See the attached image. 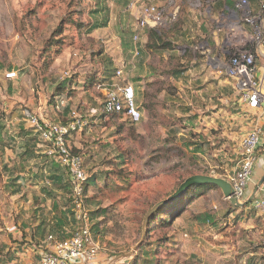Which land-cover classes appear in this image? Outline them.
<instances>
[{
  "label": "rangeland",
  "instance_id": "rangeland-1",
  "mask_svg": "<svg viewBox=\"0 0 264 264\" xmlns=\"http://www.w3.org/2000/svg\"><path fill=\"white\" fill-rule=\"evenodd\" d=\"M129 1L0 0V147L29 138L19 137L31 129L24 112L39 117L29 102L40 96L51 100L62 86L75 88L70 89L72 96L80 95L78 86L84 88L96 109L102 110L104 93L96 81L102 66L111 61L124 71L120 69L123 64L138 63L139 57L132 53L137 21L130 15ZM97 23L106 25L87 34ZM60 28L62 34L57 35ZM173 29L164 32L165 36ZM229 57L217 65L224 66ZM13 72L17 77L8 79ZM225 78L226 102H211V118L205 122L198 121L200 114L186 112L192 106L170 103L169 95L177 94L167 84L163 87L167 94H151L156 108L149 110L147 120L134 126L125 117L102 115L98 126L95 117H84L92 127L90 136L82 137L86 152L79 151L89 175L86 208L94 215L92 234L105 263L134 250L141 242L147 212L186 179L194 175L233 177L241 142L260 121V113L247 109ZM79 105L76 101L73 108L82 114ZM34 170L33 179L45 181L40 168ZM1 174L0 165V264H40L48 251V237L61 234L55 218L59 212L52 201L62 208L68 205V197L65 191L61 195L53 191L50 178L33 185L22 182L23 176L7 185L20 193L4 196ZM40 191L47 198L34 200L32 195ZM203 192L177 217L166 223L158 217L140 247L146 248L127 259L129 264H264V252L255 248L264 241V218L252 203L237 209L219 189ZM80 226L72 220L65 233L70 235ZM10 230H17V235Z\"/></svg>",
  "mask_w": 264,
  "mask_h": 264
},
{
  "label": "crops",
  "instance_id": "crops-1",
  "mask_svg": "<svg viewBox=\"0 0 264 264\" xmlns=\"http://www.w3.org/2000/svg\"><path fill=\"white\" fill-rule=\"evenodd\" d=\"M133 1H137V8L145 4H154L160 8H165L168 12L179 13L177 27H174L166 37L162 36L165 42L171 41L172 47L165 48L162 47L163 42L152 41L151 30H147L140 45L141 52L137 65L128 62L120 68L126 74H123L121 79H117L122 83H130L134 87L136 101L142 113L141 122L143 119L147 120L149 110L156 108L152 101L155 97L151 96V94H167V91L163 88L167 85L171 87L173 93L177 94V96L169 95L170 103L183 102L187 107L192 106L190 110H186L187 113L200 114L198 121L202 120L205 122L209 120L211 118V102L218 101L219 105H221V101L222 103L226 102L224 94L227 80L225 78L226 73L223 66L217 64L225 61L226 56L229 55L230 48L225 50L226 47H232L234 41H243L241 38L235 40L232 33L234 23L237 22L234 12L235 0H130L129 3ZM253 5L255 6V4ZM131 12L133 14L130 15L135 17L138 10ZM242 29L248 34L251 33V28L248 26L242 25ZM159 34L161 35V33ZM213 61L216 62L213 63ZM263 61V58H259L258 64L260 67ZM15 70H18V68H15ZM102 72L100 70L98 77L102 76ZM117 79L109 84L118 85ZM159 88H163L161 93ZM70 89L75 88L62 86L51 100L40 96L38 101H30L32 112L38 113L39 118L42 120L66 124L70 120L72 112H76L73 104L77 101L80 104L79 108L83 112L80 115L87 117V119L95 117L96 120L93 122L98 126L99 117L103 114L101 109H96L95 100L89 98L87 92L80 86L76 88L80 93L78 96H72ZM102 92L105 93V90L102 89ZM79 97L82 98L81 101L78 99ZM218 113H221L220 108ZM29 125L31 129L26 128L28 132L19 136L21 139L29 137L24 142L19 144L7 143L0 147L2 155L0 159L1 182L6 185L2 190V195L7 197L8 195L15 196L20 193L15 187H7L13 180H20L23 176L22 182L41 185V183L46 182L50 178L53 163H57L54 157L49 156L48 146L44 143L40 134L36 132L30 123ZM91 133L92 127L80 133L72 134L69 139L70 148L78 152H86L87 149L84 147L85 142H82V137L88 138ZM12 137L14 139L18 138V136ZM31 139L35 140L31 142ZM9 148L11 153H6ZM27 151L29 153L26 154ZM11 166L14 167L13 170H11ZM35 167L40 168L39 173L45 181L37 177L33 179ZM18 169L26 173H18ZM47 185L50 186L49 183ZM44 189H47L46 186L42 188L43 192ZM53 191L60 195L63 193V191ZM40 193L41 191L39 194L34 193L32 195L33 199L43 201L47 198L46 194L41 195L42 193ZM48 193L50 192L48 191ZM247 193L248 199L255 193V199L264 198V152L259 155L256 162ZM52 205L53 209L56 210V206L59 204L56 200H53ZM58 207L59 209L56 210L59 212L57 216L66 209L65 207ZM9 233L17 235V230H10ZM50 247L49 244L47 250ZM128 261L126 260L122 264H129L130 262ZM98 262L101 264L104 263V260H99Z\"/></svg>",
  "mask_w": 264,
  "mask_h": 264
},
{
  "label": "built area",
  "instance_id": "built-area-1",
  "mask_svg": "<svg viewBox=\"0 0 264 264\" xmlns=\"http://www.w3.org/2000/svg\"><path fill=\"white\" fill-rule=\"evenodd\" d=\"M204 8L207 9L205 6ZM128 9L138 10L135 16L137 23L132 36L133 53L136 58L140 56V45L147 30L158 32L168 30L179 19L178 12H168L165 8L154 4H145L137 8V1H133ZM234 12L237 22L234 23L232 33L235 40L241 38L243 41H234L232 46L234 51H230V57L223 69L240 102L250 111L260 113V121L256 122L241 142L238 167L229 180L234 189L233 197L244 203L248 200L247 189L252 180L254 167L259 155L264 152V61L261 67L258 64L259 58L264 60V0H255L254 3L250 0H235ZM242 25L250 27L251 33L248 34L242 29ZM69 76L70 74L67 73L66 77ZM116 76L121 79L123 71L118 70ZM16 77V72L7 75L8 79ZM99 88L105 90L103 115L110 117L123 114L134 124L141 122L142 113L137 106L135 89L130 83L124 82L121 85L114 84L111 87ZM24 115L27 122L47 144L49 156L54 157L67 170L70 177L73 211L76 220L81 224L69 238L59 239L50 235L47 242L51 247L40 264H100L98 261L101 260L102 249L92 234V220L86 208L89 175L85 168L84 157L72 153L68 140V136L90 128V122L77 112H72L66 124L42 120L29 110H26ZM252 207L264 218V198H254ZM255 248L261 253L264 252V243ZM124 261L116 264H122Z\"/></svg>",
  "mask_w": 264,
  "mask_h": 264
},
{
  "label": "trees",
  "instance_id": "trees-1",
  "mask_svg": "<svg viewBox=\"0 0 264 264\" xmlns=\"http://www.w3.org/2000/svg\"><path fill=\"white\" fill-rule=\"evenodd\" d=\"M252 3L255 2V0H250ZM130 4V3H129ZM129 6V5H128ZM96 13V12H95ZM94 13V14H95ZM178 24V22L174 25V27H177L176 25ZM106 24H93L92 26H90L88 28V30L86 31L87 34H91L93 30L101 28V27H105ZM171 29V28H170ZM169 30V29H168ZM167 30H163V31H156V30H151L150 31V36L152 38V41H161L163 42L162 47L165 48H170L172 46H166V43L163 39V37H166L164 32H166ZM161 33V35L159 34ZM62 34V28H60L57 32V35H61ZM169 43H171V41H169ZM105 63V62H104ZM102 76L98 77V74L96 75V81L97 83L101 84L102 86L105 84H109L111 81H114L117 79V67L115 66V64H113V62H109L107 64H104L102 66ZM118 84H122V82L120 80L117 79ZM104 117H106L105 115H103ZM110 117H115L118 119H121L124 117L123 114H119V115H112ZM126 122L131 124L132 126L136 125L133 122H131L130 120L126 119ZM68 123V122H67ZM75 134V133H74ZM71 136V135H70ZM70 136H68V140L70 139ZM45 143V142H44ZM46 144V143H45ZM47 145V144H46ZM72 153L75 155H80L78 151H75L73 149H71ZM29 153L28 151L26 152V154ZM50 181L53 185V187L56 189V191H65L66 197H68V205L65 206V210L62 211L57 217V227L58 230L61 231V234L59 235V239H66L69 238L71 236L68 235L66 232V230L69 228L71 221H75V214L73 211V206H72V200H71V186H70V177L69 174L67 172V170L62 167L58 162L57 163H53L52 168H51V176H50ZM89 182V181H88ZM88 183H87V189H88ZM205 188H210V189H218L216 186L213 185H206V186H192L188 192L182 197L179 198L178 200H176L175 202L163 207L161 210H159L158 212H156L153 217L150 220V223L148 225V230L147 232H151V225L153 223H155L156 219L158 217L161 218V223H166L168 219H171L172 217H177L180 213H182L183 211H185V209H187V207L189 206V204H191L196 196H201L202 194H204V189ZM191 193V194H190ZM190 194V196H189ZM201 194V195H200ZM189 196V199H188ZM59 207L56 206V210H58ZM94 215L92 213H90V219L93 220ZM92 232H93V228H91ZM94 239L96 240V238L94 237ZM97 241V240H96ZM146 248V246H143L140 250L139 253L142 252V249ZM134 262H136V259L134 260Z\"/></svg>",
  "mask_w": 264,
  "mask_h": 264
},
{
  "label": "water",
  "instance_id": "water-1",
  "mask_svg": "<svg viewBox=\"0 0 264 264\" xmlns=\"http://www.w3.org/2000/svg\"><path fill=\"white\" fill-rule=\"evenodd\" d=\"M206 185H213L216 186L223 194L224 198L230 202V204L237 208V209H244L246 208L249 204H251L255 198V194H253L246 202L240 203L234 195V189L229 180L223 179V178H217L213 176H208V175H194L191 176L190 178L186 179L178 188V190L173 193L171 196L168 198L158 202L155 204L146 214L145 219L143 221L142 225V239L141 242L134 248L133 251H131L128 254L113 258L109 263L107 264H116L120 261H124L130 258H133L135 253L137 252L138 249L143 245L145 236L147 234V229L148 225L150 223L151 218L153 215L161 210L163 207L175 202L179 198H182L188 190L192 186H206Z\"/></svg>",
  "mask_w": 264,
  "mask_h": 264
}]
</instances>
